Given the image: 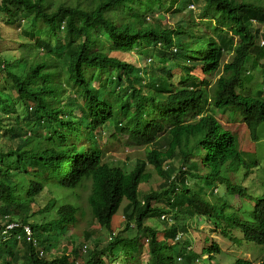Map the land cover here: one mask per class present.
I'll list each match as a JSON object with an SVG mask.
<instances>
[{"label":"trees","instance_id":"1","mask_svg":"<svg viewBox=\"0 0 264 264\" xmlns=\"http://www.w3.org/2000/svg\"><path fill=\"white\" fill-rule=\"evenodd\" d=\"M202 2L199 24L181 18L162 24L165 13L182 17L189 4L198 8ZM0 14L8 25L19 16L26 24L23 37L34 41V51L44 52L31 66L24 58L10 62L0 57V133L10 142L0 147V227L19 224L15 236L3 241L8 232L0 240V264H78L75 247L45 262L28 243L32 239L22 237L29 204L45 189L60 196L43 209L54 218L31 225L43 249L38 253L55 248L85 214L107 242L92 250L83 245L82 264H116L120 255L135 262L142 248L149 252L145 264H205L187 248L188 240L172 242L190 220H204L219 240L232 237L238 244L236 231L242 240L264 247V197L235 187L229 200L211 193L215 201L210 202L196 186L186 185V178L195 185L209 179L231 188L227 174L257 163L254 155L239 151L236 136L223 130L215 115L246 114L252 142L264 126V47L255 43L253 29L254 21L264 24L261 0H1ZM228 33L238 37L235 46ZM146 50L152 57L143 65L149 70L110 56H141ZM196 70L218 77L211 86L193 74ZM102 128H110L111 135L105 138ZM119 137L126 146L146 148L127 170L105 162L99 146L101 138L105 146ZM172 160L177 167L168 165ZM178 165L186 169L175 174L179 180L174 184L169 174ZM151 171L162 182L156 191L140 195L138 187L151 180ZM82 189L89 191L85 207L75 193ZM153 203L159 207L151 208ZM119 207L127 221L120 229L127 233L123 239L112 234ZM163 214L172 221L159 219L171 224L163 232L165 242H159L156 230L141 222ZM92 233L82 235L87 240ZM141 239L147 240L144 246ZM218 245L205 237L198 253L216 252ZM232 264L249 263L237 255Z\"/></svg>","mask_w":264,"mask_h":264},{"label":"rangeland","instance_id":"2","mask_svg":"<svg viewBox=\"0 0 264 264\" xmlns=\"http://www.w3.org/2000/svg\"><path fill=\"white\" fill-rule=\"evenodd\" d=\"M1 1V0H0ZM58 4L60 2H65L66 4H72L73 0H55ZM189 1V0H188ZM259 2L260 0H256ZM186 2V0H185ZM261 2L264 4V0H261ZM185 4V3H184ZM194 7V6H193ZM202 8V5H199L198 8L186 10L184 12V15L181 17L179 15H173L174 18H172L171 13H165V21H162V24H175L177 20L180 18L189 22V23H195L199 24L202 20L199 18L200 16V10ZM7 17L5 15L0 14V37L2 38V42L0 43V57L6 61L12 62L13 60H19L21 58H24L26 60V63L28 66H31L33 64H37L39 60L42 59V55H44L43 51H34L32 48L33 42L31 39L24 38L22 35V31L26 29V24L23 22V20L19 19V16H17L15 19L17 22L13 25H8L6 21ZM205 24V23H203ZM204 26V25H203ZM253 29L256 32V34H262L264 32V25L259 24L257 22H253ZM260 45L261 42H260ZM27 46H31V50L27 49ZM150 50H146L145 54H148ZM145 54H142L141 56L137 55L136 52L125 54L124 52H116L110 54V56L116 57L121 61H124L126 63L130 64H136L138 65V68H146V70H149L150 67H144L143 63L145 62L146 58H148L150 55L145 56ZM152 55L150 56V58ZM230 56L225 55L223 62H227L229 60ZM153 64H155L154 60L152 61ZM178 72V71H176ZM193 74L199 79L204 80L208 82L211 86L214 84L215 80L218 77V73L215 74H208L203 75L199 70H196L193 72ZM0 82L2 84V80L0 79ZM260 85V82L257 83V86ZM215 119L217 122L220 123V125L223 127V130L230 132L231 134L235 135L238 141V148L240 152H247V153H254L257 152V155L262 158V161L259 162V165L253 170H251L250 173L242 175L243 172L240 171L238 174H231L230 178L233 183H238L241 185V187L245 188V192L249 193L251 197L256 196H264L262 192L264 191V155H260L259 152H264V140H262V135L258 133V139L261 140L258 142L253 143L251 140H249V134L246 130V127L238 117V115H232L229 113H226L225 115L216 114ZM264 128V126L262 127ZM105 129V130H104ZM101 130H104L103 135H105V138L107 136H110L112 133V130L110 128H102ZM100 130V131H101ZM7 136L0 133V147H9L10 142L6 139ZM104 141L101 138L100 144H102ZM124 143H126L122 137L117 138L116 143L114 141H109L105 146H102L99 144L100 147L103 148L105 152L104 161L123 167L125 170L128 169V167H132V165L135 162V159L137 157H144V154L146 152L145 147H139V148H131L129 146H126ZM258 143V144H257ZM150 149V146L148 147ZM259 158V157H258ZM128 160V161H127ZM127 161V162H125ZM169 164H174L177 167L176 161H169ZM179 166V165H178ZM148 170H151L150 167H147ZM179 168V167H178ZM178 168L174 169V174L178 173ZM162 181L160 180L159 176H156L154 172L151 171V180L148 183L141 184L139 186V194L143 193H149L150 191H156L158 185ZM202 185L206 189L205 194L206 199L210 202H214V198L209 197L211 195V190L215 186L217 188L216 195L221 197H228L229 192L231 191L230 188L226 187L225 184L222 183H211V181L208 179L207 182L202 180ZM76 198H79L78 202L81 207H85L86 204V197L88 196V189H82L75 191ZM60 194L55 192L54 194H51V191L49 189H45L43 192L39 193L36 196V199L33 202L29 204V209L26 213L28 218V227L24 228L27 235L29 233L32 235V232L30 230V226L36 223L45 224L46 222L50 221L54 218V215L48 216V211H44V207L46 206L47 202L51 200V198L59 197ZM74 198V197H72ZM236 198H234L235 200ZM63 201H69V198H63ZM249 202H252L250 200ZM244 203H247L246 201ZM123 204H127L126 200L123 201ZM2 205V204H0ZM255 204H251V207H253ZM154 207H159V204H152ZM7 211V208H5ZM119 212L114 216V224L112 227V234L120 236L122 239L127 237V233H125L123 230H120L124 228V224L127 222L123 220L122 217V208L119 207ZM40 212L41 215H38L37 213ZM169 220L172 221V219L168 216ZM159 219H161V216H159ZM88 215L85 214L84 218L82 216H78L77 224L74 227H71L68 231V237L65 239H62L58 242L55 248H53L51 251H49V256L47 260L52 259L53 257H58L62 253H69L72 247L77 248L79 251L80 257L77 259L78 264H82L83 258L86 256V254H82V246L86 245L88 250H92L95 245H98L99 247L105 246L107 242V237L104 233V231H100L98 234L94 232V226L91 224H88ZM120 221V224L118 223ZM122 221V222H121ZM189 227L186 229L185 239L191 242V246L198 252L200 246L202 245V241L205 237H208L211 239V241L216 242V244H219L218 247L221 250L220 255L215 257V260L213 264H232V261L235 260V257L237 255H242L247 258V260L251 261L252 264H264V247L254 245L246 240H243L238 234V232L233 231V236L236 237L239 240V244L236 242L232 244L231 240H228L227 238H221L219 240V236H217L215 233H213V228L210 227L209 224H207L204 220H190L187 222ZM147 227H152V229L157 230L158 232V240H162L163 237V231L169 226L167 222H162L158 219H151L146 220L144 222ZM131 228H134L135 224L133 221H130ZM16 226V225H15ZM117 226L119 230L115 228ZM86 232H93L91 234V238L85 240L82 234H85ZM131 233H135V229H130ZM134 235V234H133ZM132 235V236H133ZM179 236H182L181 234ZM183 239V240H185ZM182 240V241H183ZM181 241V242H182ZM180 242V243H181ZM140 246H144L145 240L141 239L139 241ZM169 244H172L171 241H169ZM147 251V248L141 249V252L135 256L136 262H132L130 255H120L122 257L121 259H118L116 264H145L143 262V258L145 255V252ZM245 254V255H244ZM143 257V258H142ZM204 256L203 258H205ZM261 260V263H260ZM123 261V263H122Z\"/></svg>","mask_w":264,"mask_h":264},{"label":"clouds","instance_id":"3","mask_svg":"<svg viewBox=\"0 0 264 264\" xmlns=\"http://www.w3.org/2000/svg\"><path fill=\"white\" fill-rule=\"evenodd\" d=\"M199 2V1H198ZM201 5L204 7V2H202L201 3ZM255 22V21H254ZM257 23H259V22H257ZM264 25V24H263ZM264 33V32H263ZM262 33V34H263ZM262 34H256V36H258L257 37V40H256V42L255 43H257V46H260V47H264V39L262 38ZM227 37L229 38V39H231L232 40V43H233V45L235 46L236 45V39L238 38L237 36H233L231 33H228V35H227ZM260 42H261V44L262 45H260ZM150 53L151 52H149L148 54H146V56H148V55H150ZM225 55H229L230 57L232 56V52L231 53H229V54H225ZM224 55V56H225ZM146 59H148V58H146ZM230 59V58H229ZM229 61V60H228ZM227 61V62H228ZM226 63V62H225ZM260 63H262V61L260 62ZM223 64H224V62H223ZM256 76H257V74H256ZM258 78L259 77H257L256 78V81L258 80ZM230 114V113H229ZM232 115H238V117L240 118V120L242 121V123L244 124V126L246 127V122H247V115L246 114H244L243 112H241V111H239V113H235V114H232ZM216 120V119H215ZM221 126V125H220ZM222 127V126H221ZM222 129H223V127H222ZM246 130L248 131V129H247V127H246ZM259 133L262 135V140H264V128H260V130H259ZM248 134H249V132H248ZM259 141H261V140H259ZM259 143V142H258ZM257 143V144H258ZM239 149V148H238ZM240 151V150H239ZM242 153H247V152H242ZM248 154H251V155H254L255 156V158H256V164L255 165H257L260 161H262V158L260 157V156H258L257 155V152H254V153H248ZM196 155H200V154H198V151H197V153H196ZM195 155V156H196ZM200 157V156H199ZM259 157V158H258ZM195 161H196V157H195ZM197 163L198 164H200V158H198V160H197ZM113 166H115V165H113ZM255 168H259V167H255V166H253V168H249V169H246V168H244L243 167V170H241L242 172H243V174L242 175H245V174H248V173H250L251 172V170L252 169H255ZM185 167L184 166H179V168H178V171L180 170V171H185ZM200 173H204V171L203 170H201V172ZM170 177H171V179H168V181H170V182H173L174 184H176L177 183V181L179 180V175H175L173 172H171L170 174ZM236 175V174H235ZM227 176H228V178H229V181H230V183H231V188L230 189H232V188H235V187H240V188H243V187H241V185L240 184H238V183H233L232 181H231V178H230V176H231V174H227ZM145 184V183H144ZM186 185H187V187L188 188H194L195 186L199 189V191H200V193H201V195L202 196H204V197H206L207 195L205 194V191H206V189L203 187V185H202V182H198L196 185L194 184V181H190L189 180V178H186ZM235 185H239V186H235ZM140 186V185H139ZM138 191H139V187H138ZM264 192V191H263ZM262 192V193H263ZM153 204H156V203H153ZM151 208H156L157 209V207H154V206H151ZM5 211H6V209H5ZM7 212V211H6ZM150 214H146V215H143L144 217H148ZM155 219H158L159 220V217H157L156 216V218ZM147 220H151V219H147ZM146 220H143L142 222H141V224H142V227H146V228H152V227H147V225H145L144 224V222H145ZM37 224H40V223H37ZM15 223H13V222H11V223H9V224H7V225H5V226H2V227H0V240H1V238L2 237H4V235L5 234H7L10 230H11V234L8 236V238H5V239H3V241H6V240H9L10 239V237L11 236H15L16 234L14 233V232H16V229L18 230V226L16 225ZM168 227L167 228H169L170 226H171V224L170 223H168ZM182 225H184V224H182ZM24 228H25V225L23 226V230H22V237L24 236L25 238H26V240H29V239H32V242H29L28 241V243L29 244H31L35 249H36V253H37V256H38V258L39 259H42L43 261H50V260H52V259H50V260H47V258H48V256H49V252H42V253H38V250H43L41 247H38V245H37V242L35 241V239L33 238V232H32V229H31V226H30V230H31V232H32V235H27V233H26V231L24 230ZM166 228V229H167ZM188 228V227H187ZM186 228V229H187ZM165 229V230H166ZM164 230V231H165ZM163 231V232H164ZM156 232H157V230H156ZM186 232V231H185ZM185 232H183V231H178V232H176L175 233V235H174V238L172 239V242L173 243H178V242H181L183 239H184V237H185ZM183 235V236H179V235ZM157 235H158V232H157ZM158 238V237H157ZM21 239V237L18 239V241ZM145 240V244H146V242H147V240L146 239H144ZM158 240V239H157ZM228 240H233V238L232 237H229L228 238ZM159 242H165V240H164V237H162V240H158ZM247 241V240H246ZM242 242H243V240H242ZM238 244H239V241H238ZM207 246H209V244H207L206 245V247ZM188 249H190L194 254H196L199 258H200V260L201 261H204L205 262V264H213V262H214V260H215V257L216 256H218V255H220V253H221V250H220V248L217 246V251L216 252H210V253H206V252H204V251H202L201 253H198V252H196V250L191 246V242H190V246H188L187 247ZM141 252V251H140ZM145 254L147 255V257L146 258H143V262L144 263H148L149 262V252H148V250L145 252ZM204 256H206L205 258H203ZM178 261H180V258H178L177 259ZM0 262H1V260H0ZM135 262H136V260H135ZM122 263H123V261H122ZM248 263L250 264L251 263V261H249L248 260Z\"/></svg>","mask_w":264,"mask_h":264},{"label":"bare ground","instance_id":"4","mask_svg":"<svg viewBox=\"0 0 264 264\" xmlns=\"http://www.w3.org/2000/svg\"><path fill=\"white\" fill-rule=\"evenodd\" d=\"M193 6H194V7H193ZM188 9H189V10H191V9L194 10V9H195V11H196V7H195L194 4H189V5H188ZM236 83H237V82H236ZM238 83H239V82H238ZM250 88H251V87H250ZM248 89H249V88H248ZM263 95H264V94H263ZM255 142H259V139H257V141H254L253 143H255ZM259 154H260V155H264V152H259ZM260 162H261V161H260ZM241 163H243V161H242ZM258 165H259V163H258L257 165H254V166L256 167V166H258ZM252 170H253V169H252ZM211 191H212V192H211L212 194L216 195L217 188L214 186V187L212 188ZM242 191L245 192V188H244V187H243ZM229 193H230V192H229ZM217 195H218V194H217ZM220 197H221V196H220ZM259 197H264V196H259ZM222 198H223V200H229V199H230V195H229L228 197H222ZM255 206H256V205H254L253 207H255ZM168 216H169V214H163V215H161V219H162V218H167V219L169 220ZM169 217H170V216H169ZM170 218H171V217H170ZM171 219H172V218H171ZM169 221H170V220H169ZM8 224H9V223H8ZM15 224H16L17 226H19L18 223H15ZM6 225H7V224H6ZM23 226H24V225L21 226L22 229H23ZM25 227H26V228H29L28 225H25ZM10 231H11V230H10ZM10 231H9V233H11ZM29 235H31V234L29 233Z\"/></svg>","mask_w":264,"mask_h":264}]
</instances>
